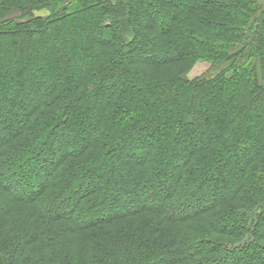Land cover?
Here are the masks:
<instances>
[{"label":"trees","instance_id":"1","mask_svg":"<svg viewBox=\"0 0 264 264\" xmlns=\"http://www.w3.org/2000/svg\"><path fill=\"white\" fill-rule=\"evenodd\" d=\"M0 264H264L260 0H0Z\"/></svg>","mask_w":264,"mask_h":264},{"label":"rangeland","instance_id":"2","mask_svg":"<svg viewBox=\"0 0 264 264\" xmlns=\"http://www.w3.org/2000/svg\"><path fill=\"white\" fill-rule=\"evenodd\" d=\"M262 2V4L264 5V0H260ZM35 13H39V14H43V15H46L47 12H46V9L44 10H35L34 11ZM8 18H16V17H21L20 14L18 13V11H15L13 10L9 15H7ZM123 26H124V34H125V37L126 39L128 40L132 34L126 24V22L124 21L123 22ZM229 65V62L228 61H223L221 62L220 64H218L217 66H213L211 68V65L207 62H199L197 65L194 66V68L190 71V73L187 74V78L189 79L190 78H194V77H198V76H208V77H211L217 73H219L222 69H224L225 67H227ZM33 94L31 93V96ZM195 135V134H193ZM188 138L190 139L191 138V134L188 136ZM126 159V158H125ZM124 160V159H123ZM163 179V177H162ZM167 181H170L169 178H167ZM97 182V180L95 181ZM100 184V182H99ZM157 193H155V196H156ZM189 234H192V232H190ZM200 234H206L204 231H201Z\"/></svg>","mask_w":264,"mask_h":264}]
</instances>
